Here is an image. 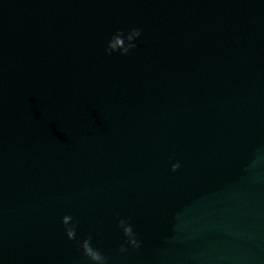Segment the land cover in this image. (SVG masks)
Instances as JSON below:
<instances>
[{
    "label": "water",
    "instance_id": "95a60500",
    "mask_svg": "<svg viewBox=\"0 0 264 264\" xmlns=\"http://www.w3.org/2000/svg\"><path fill=\"white\" fill-rule=\"evenodd\" d=\"M97 252L264 264V0H0V264Z\"/></svg>",
    "mask_w": 264,
    "mask_h": 264
},
{
    "label": "clouds",
    "instance_id": "9594fccd",
    "mask_svg": "<svg viewBox=\"0 0 264 264\" xmlns=\"http://www.w3.org/2000/svg\"><path fill=\"white\" fill-rule=\"evenodd\" d=\"M140 36V32L139 30H136V29H133L132 31H130L126 37L127 39V46H124L121 48V49H115L113 48L112 46V42L114 40H119L120 39V34H118L114 39H112L108 46H107V49L106 51L109 52V53H116V52H119L120 55L124 56V55H127L129 53V51L133 48H135V44H134V41ZM68 220H70V217H64L62 223L64 225H68L69 223L67 222ZM120 227L123 229V232L128 240V244L130 247H133V248H137L139 247V244L138 242L136 241V239L134 238L133 234H132V230H131V227L130 226H125L124 225V222L121 221L120 223ZM66 235L71 237L74 235V231L69 229L67 230L66 232ZM121 251H124V249L122 248ZM93 259L98 261L99 264H104V258L99 254V252H97L94 256H93Z\"/></svg>",
    "mask_w": 264,
    "mask_h": 264
}]
</instances>
